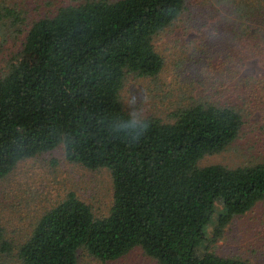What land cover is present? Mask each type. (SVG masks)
I'll return each instance as SVG.
<instances>
[{
	"label": "trees",
	"instance_id": "obj_1",
	"mask_svg": "<svg viewBox=\"0 0 264 264\" xmlns=\"http://www.w3.org/2000/svg\"><path fill=\"white\" fill-rule=\"evenodd\" d=\"M219 1L234 9L235 36L247 32L249 22L258 30L264 25V19L255 20L261 5ZM187 9V0H86L30 28L0 77V178L20 161L63 145L68 160L111 170L114 203L98 217L69 192L19 245L24 264H78L81 248L114 260L136 246L161 264H248L211 251L207 228L216 217L220 233L264 201V161L199 165L239 136L242 108L196 101L165 121L136 119L122 101L128 72L163 71L166 57L154 38ZM129 120L136 129L126 136ZM13 247L0 222V264H11L2 256Z\"/></svg>",
	"mask_w": 264,
	"mask_h": 264
},
{
	"label": "rangeland",
	"instance_id": "obj_2",
	"mask_svg": "<svg viewBox=\"0 0 264 264\" xmlns=\"http://www.w3.org/2000/svg\"><path fill=\"white\" fill-rule=\"evenodd\" d=\"M247 1L264 10V0ZM84 2L0 0V77L22 50L34 22L54 16L63 6ZM187 5L177 24L154 38L157 50L166 57L163 71L156 76L126 74L121 90L125 109L136 119L156 116L172 121V112L196 101L232 102L244 114L239 136L224 150L205 155L199 165L238 167L264 161V25L258 30L259 25L249 22L247 32L235 36L239 22L233 8L219 0H187ZM263 10L256 16L257 23L264 19ZM71 191L89 204L96 216H107L114 203L112 172L107 167L91 169L68 160L60 145L20 161L0 178V222L14 246L3 254L4 261L24 264L18 256L19 245L40 217ZM207 233L209 249L218 255L264 264V201L234 217L220 233L215 217ZM78 264L161 263L136 246L107 261L81 248Z\"/></svg>",
	"mask_w": 264,
	"mask_h": 264
},
{
	"label": "clouds",
	"instance_id": "obj_3",
	"mask_svg": "<svg viewBox=\"0 0 264 264\" xmlns=\"http://www.w3.org/2000/svg\"><path fill=\"white\" fill-rule=\"evenodd\" d=\"M131 128L133 130L136 129V125L132 120H129L125 125H124V134L127 135H131V133L128 131V129ZM148 128V123L144 121L143 123V131H145ZM142 131V132H143ZM137 137V136H136ZM136 137H133V139H135Z\"/></svg>",
	"mask_w": 264,
	"mask_h": 264
}]
</instances>
